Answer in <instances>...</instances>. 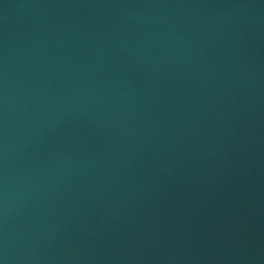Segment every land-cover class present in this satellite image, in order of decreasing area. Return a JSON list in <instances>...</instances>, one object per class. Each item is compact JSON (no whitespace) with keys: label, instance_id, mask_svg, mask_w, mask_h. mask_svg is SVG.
Instances as JSON below:
<instances>
[{"label":"water","instance_id":"obj_1","mask_svg":"<svg viewBox=\"0 0 264 264\" xmlns=\"http://www.w3.org/2000/svg\"><path fill=\"white\" fill-rule=\"evenodd\" d=\"M0 264H264V0H0Z\"/></svg>","mask_w":264,"mask_h":264}]
</instances>
